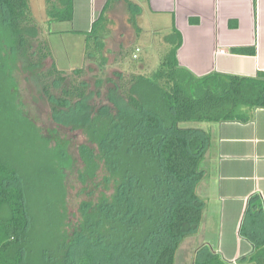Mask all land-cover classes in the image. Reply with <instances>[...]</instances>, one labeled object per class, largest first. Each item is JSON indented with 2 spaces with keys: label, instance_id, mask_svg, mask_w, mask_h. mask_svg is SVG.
<instances>
[{
  "label": "trees",
  "instance_id": "obj_1",
  "mask_svg": "<svg viewBox=\"0 0 264 264\" xmlns=\"http://www.w3.org/2000/svg\"><path fill=\"white\" fill-rule=\"evenodd\" d=\"M45 1L47 23L72 21V0ZM110 7L86 35L95 48L87 45L85 66L98 64L97 88L114 85L97 108L88 81L71 79L56 63L45 67L52 50L38 40L31 0H0V264H176L206 208L197 188L213 136L196 125L249 121L264 107V74L196 77L179 66L177 33L156 71L107 80ZM132 25L141 31L134 15ZM24 75L46 97L53 120L85 137L76 151L57 127L44 130L31 115ZM252 213H263L259 197L249 200ZM254 259L262 264L264 248ZM193 264L230 263L203 244Z\"/></svg>",
  "mask_w": 264,
  "mask_h": 264
},
{
  "label": "crops",
  "instance_id": "obj_2",
  "mask_svg": "<svg viewBox=\"0 0 264 264\" xmlns=\"http://www.w3.org/2000/svg\"><path fill=\"white\" fill-rule=\"evenodd\" d=\"M72 2L70 31L49 33L59 37L86 38L111 2L106 13L109 23L103 36L105 42L110 37V24L120 3H125L128 9L126 16L128 19L131 16V22L133 15L138 20L142 15V5H146L152 14L170 19L169 36L177 33L182 41L177 51L179 66L196 77L218 73L257 78L264 74V0ZM242 50H254L255 53ZM143 69L140 66V71ZM205 130L211 132L213 144L204 160L205 177L197 188L199 194L202 186V195L199 196L206 202L197 234L205 230L202 244L222 253L223 259L230 264H258L254 257L264 248V107L252 111L249 121L214 123ZM252 197L261 199L262 214H247ZM212 223H219L221 229L217 231L215 228L217 234L214 237L220 239L218 248L213 246L214 238L210 234ZM261 263L264 264L263 259Z\"/></svg>",
  "mask_w": 264,
  "mask_h": 264
},
{
  "label": "rangeland",
  "instance_id": "obj_3",
  "mask_svg": "<svg viewBox=\"0 0 264 264\" xmlns=\"http://www.w3.org/2000/svg\"><path fill=\"white\" fill-rule=\"evenodd\" d=\"M31 3L34 18L42 29V33L38 40L44 39V41L50 44L52 50L53 56L47 60L45 67L49 68L53 63H56L58 69L63 71L65 75L69 76L71 79L88 81L90 92L95 93L90 103L94 105V107L99 108L103 105V102H107L108 89L114 85L112 82L107 84V86H102L100 89L97 88L96 75L100 72L98 70V64H89L85 66L86 47L90 45L93 51L95 43L93 41L87 43L86 38L73 36L59 37L55 34L52 35L49 32L60 33V31H70L72 24L69 22L47 23L46 1L31 0ZM142 9V15L137 18L138 26L140 29L142 27V29L138 32L130 21L131 16L129 15V19L127 17L128 15L126 16L128 9L125 3H120V5L117 6V14L113 16V21L110 24V37L108 36L109 38L105 41V53L108 57V67L104 75L107 80L110 78L111 80H117L118 72L125 76H129L136 70V74L137 72H143L145 75H149L159 68L170 49L168 41L169 37L172 36H169L171 34L170 19L152 14L146 5H142ZM137 49L142 51V54L139 55L140 62L134 59ZM83 66H85L84 74L82 77H78L75 70ZM140 66L144 68L141 71ZM22 82V89L25 91L24 97L26 105L31 115L37 119L39 126L44 130H52L57 127L61 134L72 140L73 151H76L77 147L85 141V137L79 132H71L69 129L59 126L55 120H53L50 104L46 97L43 96L42 91L37 88L33 81L30 82L25 75L22 76ZM99 90L102 94L100 98L97 97V91ZM209 125L210 124H198L196 126L207 129ZM204 165L205 163H203V167H205ZM77 192L78 189H73L70 192V213L72 217L78 215L79 199L76 198ZM200 192H202L201 185L199 194L202 195ZM212 225L213 229L210 234L214 238L213 246L218 248L220 239L214 236L217 234L216 230L221 231V229L218 227L219 223H212ZM197 232L186 238L182 243L177 253L176 264H193L195 253L197 249L203 245L202 242L206 234L205 230H202L200 235H198ZM214 251L216 250L214 249ZM218 254L221 257L223 256L219 251Z\"/></svg>",
  "mask_w": 264,
  "mask_h": 264
},
{
  "label": "built area",
  "instance_id": "obj_4",
  "mask_svg": "<svg viewBox=\"0 0 264 264\" xmlns=\"http://www.w3.org/2000/svg\"><path fill=\"white\" fill-rule=\"evenodd\" d=\"M139 52H140V49H137V54H135V58H137Z\"/></svg>",
  "mask_w": 264,
  "mask_h": 264
}]
</instances>
